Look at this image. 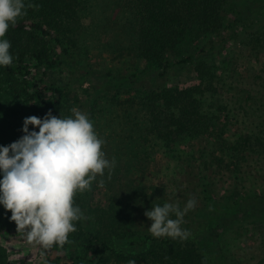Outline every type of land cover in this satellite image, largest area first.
I'll return each mask as SVG.
<instances>
[{
	"label": "trees",
	"instance_id": "16d2710c",
	"mask_svg": "<svg viewBox=\"0 0 264 264\" xmlns=\"http://www.w3.org/2000/svg\"><path fill=\"white\" fill-rule=\"evenodd\" d=\"M25 2L31 5L27 14L5 36L14 59L12 65L0 67V98L7 104L26 106L30 116L43 118L49 111L70 113L79 102L69 97L70 77L78 73L84 82L90 75L89 69L78 63L77 48L85 31L82 20L92 0ZM111 4V18L101 25L103 32H120L126 44L123 50L130 59L158 71L154 77L107 74L100 91L105 99L98 101L109 108L110 122L115 126L110 137L141 146L155 141L171 148L192 144L197 153L206 150L209 154L213 149L221 155L210 154L213 161L207 163V169L222 166L235 181L247 156H264V64L254 75L255 84L245 80L240 85L245 88L237 93V86L229 87L227 78L222 77L233 71L228 68L236 58L222 66L208 55H218L219 39L246 35L253 27L240 18H246L252 8L260 9L264 0H112ZM254 29L240 47L257 59L264 52V27ZM206 37L209 40L202 47L192 48L194 54L179 57L184 43L193 45ZM186 63L192 65L194 81L167 86L168 76ZM53 71H66L69 79L48 82L46 76ZM254 86H259L258 90ZM133 87H141L144 93L135 92ZM112 90L132 94L121 100L116 92L111 94ZM232 120L245 122L242 124L248 128L229 141L227 127ZM203 168L194 178L197 184L183 187L174 200L181 208L190 198L196 200L194 209L184 217L182 227L190 232L186 240L153 237L145 212L155 205L142 198V188L127 186L120 203L106 198L102 208L89 209L78 192L74 204L85 210L88 219L75 222L77 231L69 234L70 243L62 248L36 247L47 254L66 252V260L57 258L49 264H128L132 259L136 264H237L232 253L237 221L244 215L252 224L259 222V213L264 217V192L229 193L214 179H206ZM185 170H190L188 174L194 171L190 167ZM105 192L107 196L110 193ZM13 237L26 238L11 220V212L3 209L0 241ZM253 242L261 252L255 264H264V235ZM0 264H10L1 242Z\"/></svg>",
	"mask_w": 264,
	"mask_h": 264
},
{
	"label": "rangeland",
	"instance_id": "374dc122",
	"mask_svg": "<svg viewBox=\"0 0 264 264\" xmlns=\"http://www.w3.org/2000/svg\"><path fill=\"white\" fill-rule=\"evenodd\" d=\"M111 1L92 0L89 11L82 20L85 31L80 36V45L77 48L78 63L80 67L89 69L90 75L85 77L84 82H81L82 77L78 73L70 77L72 84L69 88V97L71 99L76 98L79 101L75 109L88 115L93 122L94 130L104 140L102 151L105 153L106 158L109 161L114 159L116 162L114 169L105 170L103 176H97L90 190L81 193L82 198L85 200L84 205L89 209L102 208L107 204L106 198H110L111 201L114 199L113 202L115 203L118 200L120 203V198H123L127 186L142 188V198H147L150 204L175 203L174 200L177 199L183 187L197 184L195 179H197L196 177L203 167L206 171V179H214L220 188L229 193L242 195L245 193L251 195L263 193V155L251 154L247 156L239 170L238 178L234 181L230 174L222 169V166L214 165L207 169V163L213 161L210 154L214 152L218 157L221 155L220 152L213 149H210L209 154L206 150L202 154L201 152L197 153V146L193 148L192 144L171 148L163 142L155 141L141 146L135 142L123 141L114 135L110 137L112 128H115V126L110 122L109 108L103 106L104 101H98L104 96L100 91L103 83L108 80L107 74L124 77L132 73H140L145 77H154L158 71L148 67L145 63L130 59L127 52L123 50L126 44L120 32L117 31L116 35H114L113 29L103 32L101 25L106 23V18H111ZM246 16V18L242 16L240 21H246L253 28H248L246 35L242 34L241 37L219 39L217 44H222L218 49V55H208L211 61L218 62L222 66L226 65L231 57L236 58L232 62V66L228 68L233 71L224 73L222 77L227 78L229 87L237 86V93L239 89L245 88V86L242 88L240 86L244 85L241 84L243 81L248 80L250 83L255 84L254 75L259 74L264 64V52H260L256 59L246 49L240 47L244 39L247 38V34L256 31L254 27L256 29L264 27V6L256 10L252 8ZM208 40L209 37H206L205 41L203 39L193 45L189 42L184 43L180 49L179 57L183 58L186 54H194L195 51L192 48L202 47L204 42ZM168 77L167 86L171 84L189 85L194 81L192 65L186 63L179 66ZM59 79H69L66 71H53L46 76L48 82L58 81ZM254 87L255 90L259 88V86ZM132 89L136 90L135 92L144 93L141 87H133ZM115 92L121 100L132 94L126 92V90H112L111 94H115ZM104 99L105 97L102 98V100ZM0 106L2 107L0 109V145L7 146L23 135L21 132L23 120L30 117V115L26 106L7 104L3 98H0ZM53 115L67 118L73 116V112L65 114L60 111ZM242 123L245 122L240 123L239 120L230 122L227 127L229 141L230 139H236L240 133L246 132L248 127ZM187 167L194 169L192 174H188L190 170H185ZM101 181H103V187L99 186ZM188 181H190L189 184H187ZM181 185L184 186L181 187ZM105 189L110 192L108 196L105 195ZM191 192L188 190V193ZM111 197L113 198L111 199ZM3 209L0 206V213ZM82 212L86 217L85 210L82 209ZM262 215L259 213L256 216L258 223L249 224L252 220L244 219V215L237 221L238 231L235 232L232 240L234 243L232 253L235 255L237 264H255L261 257V252L255 248L256 244L253 241L254 238L256 240L262 239L264 235V217ZM150 225L151 221L148 220L147 226ZM0 242L9 253L10 264H49L57 258L62 261L66 260L65 251L56 250L48 254L43 253L38 250L36 243L29 242L23 237H13Z\"/></svg>",
	"mask_w": 264,
	"mask_h": 264
},
{
	"label": "clouds",
	"instance_id": "9594fccd",
	"mask_svg": "<svg viewBox=\"0 0 264 264\" xmlns=\"http://www.w3.org/2000/svg\"><path fill=\"white\" fill-rule=\"evenodd\" d=\"M30 6L25 0H0V67L13 64L5 36ZM72 112L67 118L51 111L43 118L26 117L23 135L10 145H0V206L11 212L17 230L43 249L70 243L69 234L77 231L75 222L88 219L74 204L75 195L90 190L97 176L116 164L106 158L104 140L88 115L75 108ZM195 206L194 198L183 208L177 203L152 206L145 212L151 221L148 231L155 238L188 239L190 232L182 225Z\"/></svg>",
	"mask_w": 264,
	"mask_h": 264
}]
</instances>
